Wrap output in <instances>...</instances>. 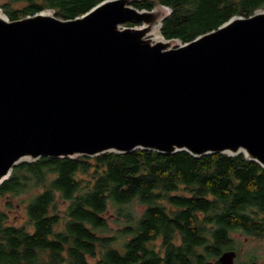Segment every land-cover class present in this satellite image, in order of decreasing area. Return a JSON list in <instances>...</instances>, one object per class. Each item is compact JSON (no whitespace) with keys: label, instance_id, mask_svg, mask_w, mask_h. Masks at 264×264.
<instances>
[{"label":"water","instance_id":"obj_1","mask_svg":"<svg viewBox=\"0 0 264 264\" xmlns=\"http://www.w3.org/2000/svg\"><path fill=\"white\" fill-rule=\"evenodd\" d=\"M136 1L72 19L0 15V185L22 162L139 149L243 153L264 167V5L189 42H158L168 6Z\"/></svg>","mask_w":264,"mask_h":264},{"label":"trees","instance_id":"obj_2","mask_svg":"<svg viewBox=\"0 0 264 264\" xmlns=\"http://www.w3.org/2000/svg\"><path fill=\"white\" fill-rule=\"evenodd\" d=\"M101 1L9 0L0 6L11 19L46 9L72 19ZM160 4L171 9L162 34L189 42L235 15H252L264 0L135 2L147 9ZM6 195L12 203L24 196L26 220L11 223L0 208V264H221L225 250L241 249L235 233L264 238V167L243 153L196 157L139 149L42 157L15 167L0 185V197ZM134 202L144 208L135 212ZM112 209L120 226L113 234Z\"/></svg>","mask_w":264,"mask_h":264},{"label":"rangeland","instance_id":"obj_3","mask_svg":"<svg viewBox=\"0 0 264 264\" xmlns=\"http://www.w3.org/2000/svg\"><path fill=\"white\" fill-rule=\"evenodd\" d=\"M9 2V0H0V5H4ZM14 7H18L21 5V2H15ZM158 7L162 5H157ZM1 7V6H0ZM4 10V8H2ZM167 13L171 12V9L166 7ZM5 12V11H4ZM24 196L13 198L10 195H6L4 197H0V208L5 209L10 215V222L15 224H22L26 220V209L25 204L21 203ZM130 207V206H129ZM62 208L64 206L62 205ZM144 208L143 204H139L134 202L131 205V209L135 210V212H140ZM112 211L108 213L110 218V230L111 233H115L120 226L114 222L115 217L112 215ZM120 219V218H117ZM123 222V221H120ZM235 237H237L240 241H242L241 249L239 250V255L236 258L235 264H250L252 261L256 260L264 264V238L252 237L243 235L241 233H235ZM238 252V251H237ZM216 261L215 259H209L208 261ZM207 262V261H206Z\"/></svg>","mask_w":264,"mask_h":264},{"label":"bare ground","instance_id":"obj_4","mask_svg":"<svg viewBox=\"0 0 264 264\" xmlns=\"http://www.w3.org/2000/svg\"><path fill=\"white\" fill-rule=\"evenodd\" d=\"M0 15L6 16V14L4 13V10H2L1 8H0ZM161 31L162 30H161L160 24H158V25H156L154 27V29L152 31V37H153L154 41H158L159 42V41H164L165 40L163 35H162V33H161Z\"/></svg>","mask_w":264,"mask_h":264}]
</instances>
